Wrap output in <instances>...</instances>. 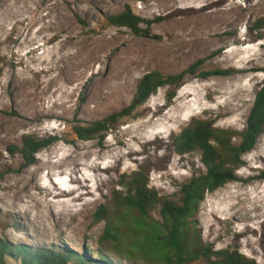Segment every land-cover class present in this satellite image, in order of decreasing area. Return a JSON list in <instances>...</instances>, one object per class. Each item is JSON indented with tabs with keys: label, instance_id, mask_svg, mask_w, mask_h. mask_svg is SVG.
<instances>
[{
	"label": "rangeland",
	"instance_id": "374dc122",
	"mask_svg": "<svg viewBox=\"0 0 264 264\" xmlns=\"http://www.w3.org/2000/svg\"><path fill=\"white\" fill-rule=\"evenodd\" d=\"M128 5L162 19L141 24L144 36L108 23ZM259 19L264 24V0H0V240L98 260L97 251L107 249L106 222L97 215L105 205L115 223L125 216L123 238L143 243L129 227L137 213L114 214V190L126 191L130 176L142 171L151 188L177 200L181 186L206 168L200 152L178 154L174 137L194 119L246 128L264 82ZM201 59L195 73L159 88L103 136L75 135L79 123L128 109L145 74H182ZM27 134L54 138L31 163L10 151ZM263 173L264 134L242 156L237 179L207 192L192 218L215 250L238 249L262 264ZM151 215L161 220L160 207ZM103 253L112 264H146ZM7 263L19 264L11 257Z\"/></svg>",
	"mask_w": 264,
	"mask_h": 264
},
{
	"label": "trees",
	"instance_id": "16d2710c",
	"mask_svg": "<svg viewBox=\"0 0 264 264\" xmlns=\"http://www.w3.org/2000/svg\"><path fill=\"white\" fill-rule=\"evenodd\" d=\"M161 19V17L146 19L137 15L129 5L119 14L107 17L109 24L128 27L136 34L143 36L146 30L141 27V24L145 23L150 27ZM262 21L263 19L256 21L257 29H261L264 25ZM203 62L204 59L199 60L190 69L178 75H163L159 71L145 74L137 83L134 103L128 109L101 120L90 121L87 124L79 123L73 127L75 135L81 140L103 136L120 116L130 113L134 108L147 102L159 88L177 85L186 74L195 73L197 65ZM214 72L227 73V71L217 70ZM263 134L264 82L256 93L247 126L243 131L221 129L211 121L194 119L174 137L173 145L178 154L200 152L201 162L206 168L204 173L193 176L181 186L177 200L161 196L157 190L151 188L148 176L142 171H136L131 176L123 175L124 179L130 176L131 180L127 184L126 191L114 190L112 197V203L116 206L114 214L118 215V212L123 210L128 213L135 211L138 217L129 227L135 236L143 234V243L137 239L136 243L129 244L128 240L123 238L119 225L126 223L125 216L122 214L117 224L110 215L112 213L110 209L102 205L97 215L100 220L106 222L101 242L107 246V249L97 251L98 260H91L87 254L54 248L46 249L28 245L11 248L10 244L0 240V264H8L7 257H11L19 264H112V261L103 253L106 250L115 253L119 258L125 257L128 263L131 260L140 259L146 264H185L205 258L210 264H262L246 257L238 249L215 250L211 244L203 241L197 222L192 218L207 192H213L237 179L236 169L241 164L242 156L254 148ZM237 137H241V142L238 144L234 142ZM53 140L54 138H39L27 134L23 137L21 148L13 145L10 151L13 153L19 150L31 163L33 156ZM119 185L124 186V181H120ZM158 206L161 220H155L151 215L152 209Z\"/></svg>",
	"mask_w": 264,
	"mask_h": 264
},
{
	"label": "bare ground",
	"instance_id": "6f19581e",
	"mask_svg": "<svg viewBox=\"0 0 264 264\" xmlns=\"http://www.w3.org/2000/svg\"><path fill=\"white\" fill-rule=\"evenodd\" d=\"M27 91V90H26ZM26 91H23V92H26ZM21 123H17V125H20Z\"/></svg>",
	"mask_w": 264,
	"mask_h": 264
}]
</instances>
